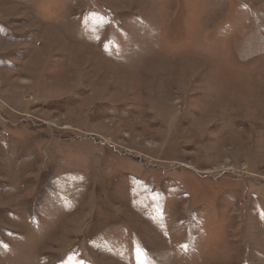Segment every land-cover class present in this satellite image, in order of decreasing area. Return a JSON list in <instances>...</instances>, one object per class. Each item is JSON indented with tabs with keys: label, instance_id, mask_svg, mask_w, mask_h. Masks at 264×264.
Returning a JSON list of instances; mask_svg holds the SVG:
<instances>
[{
	"label": "rangeland",
	"instance_id": "374dc122",
	"mask_svg": "<svg viewBox=\"0 0 264 264\" xmlns=\"http://www.w3.org/2000/svg\"><path fill=\"white\" fill-rule=\"evenodd\" d=\"M0 264H264V0H0Z\"/></svg>",
	"mask_w": 264,
	"mask_h": 264
}]
</instances>
